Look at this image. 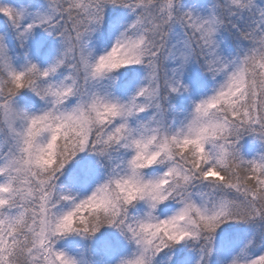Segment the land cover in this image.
<instances>
[{
    "label": "snow or ice",
    "instance_id": "obj_1",
    "mask_svg": "<svg viewBox=\"0 0 264 264\" xmlns=\"http://www.w3.org/2000/svg\"><path fill=\"white\" fill-rule=\"evenodd\" d=\"M0 264H264V0H0Z\"/></svg>",
    "mask_w": 264,
    "mask_h": 264
},
{
    "label": "trees",
    "instance_id": "obj_2",
    "mask_svg": "<svg viewBox=\"0 0 264 264\" xmlns=\"http://www.w3.org/2000/svg\"><path fill=\"white\" fill-rule=\"evenodd\" d=\"M186 2L189 4L194 3V2L201 3V2H204V0H186ZM230 51H231L232 55H235V49L234 48L230 49Z\"/></svg>",
    "mask_w": 264,
    "mask_h": 264
}]
</instances>
